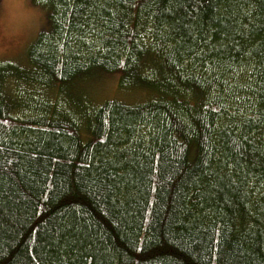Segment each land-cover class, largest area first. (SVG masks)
<instances>
[{
  "label": "trees",
  "instance_id": "16d2710c",
  "mask_svg": "<svg viewBox=\"0 0 264 264\" xmlns=\"http://www.w3.org/2000/svg\"><path fill=\"white\" fill-rule=\"evenodd\" d=\"M31 2L45 27L0 62V264H264V0ZM99 75L141 98L95 104Z\"/></svg>",
  "mask_w": 264,
  "mask_h": 264
},
{
  "label": "clouds",
  "instance_id": "9594fccd",
  "mask_svg": "<svg viewBox=\"0 0 264 264\" xmlns=\"http://www.w3.org/2000/svg\"><path fill=\"white\" fill-rule=\"evenodd\" d=\"M41 28L31 0H0V55L24 48Z\"/></svg>",
  "mask_w": 264,
  "mask_h": 264
},
{
  "label": "rangeland",
  "instance_id": "374dc122",
  "mask_svg": "<svg viewBox=\"0 0 264 264\" xmlns=\"http://www.w3.org/2000/svg\"><path fill=\"white\" fill-rule=\"evenodd\" d=\"M31 5L34 8H36L40 13V16H41L40 30L31 38V40L28 42V44L24 48L12 49L8 53L4 55H0L1 63H4V62H18V63L20 62L21 64L26 63V58H27L26 56L28 53V49L35 42L40 31L45 27L47 18H46L44 11L34 6L32 2H31ZM20 66L21 68L24 67L23 65H20ZM75 87L76 86H74L73 88ZM82 87H84L82 91L87 92L86 94L90 96V99L99 106L105 103L106 101L114 100V99H120V100H123L124 102H132V101H135L137 98H141L140 96L141 94H136L134 92H127V93L121 92V90L119 89V77L116 75L95 76L94 78H92V81L89 82L87 86L83 85ZM74 95H80V93L70 92L69 99L75 98Z\"/></svg>",
  "mask_w": 264,
  "mask_h": 264
}]
</instances>
